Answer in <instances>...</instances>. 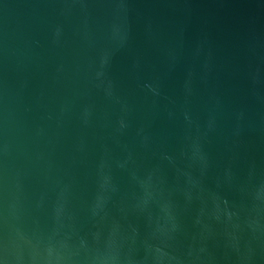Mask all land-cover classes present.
I'll return each mask as SVG.
<instances>
[{
	"label": "water",
	"instance_id": "water-1",
	"mask_svg": "<svg viewBox=\"0 0 264 264\" xmlns=\"http://www.w3.org/2000/svg\"><path fill=\"white\" fill-rule=\"evenodd\" d=\"M0 264H264V0H0Z\"/></svg>",
	"mask_w": 264,
	"mask_h": 264
}]
</instances>
